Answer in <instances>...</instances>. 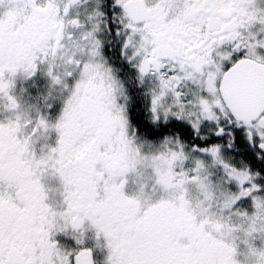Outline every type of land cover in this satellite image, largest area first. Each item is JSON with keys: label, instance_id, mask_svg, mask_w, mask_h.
<instances>
[{"label": "snow or ice", "instance_id": "6c2138e0", "mask_svg": "<svg viewBox=\"0 0 264 264\" xmlns=\"http://www.w3.org/2000/svg\"><path fill=\"white\" fill-rule=\"evenodd\" d=\"M18 3L0 0V178L10 157L31 156L18 177L31 199L6 209L0 180V264H96L89 229L103 264H264L258 0H26L32 21L13 35ZM43 63L68 89L55 122L9 92ZM37 136L52 146L40 165Z\"/></svg>", "mask_w": 264, "mask_h": 264}, {"label": "flooded vegetation", "instance_id": "af4514ba", "mask_svg": "<svg viewBox=\"0 0 264 264\" xmlns=\"http://www.w3.org/2000/svg\"><path fill=\"white\" fill-rule=\"evenodd\" d=\"M260 7L264 8V0H258ZM86 7L85 3H79L69 9L68 15H75L78 11L83 12ZM33 13L26 7V0H19L16 8L12 12V21L14 22L13 35L23 34L24 30L30 25L32 21ZM5 24L8 27L12 25L9 23L7 16L5 17ZM259 27V25H257ZM58 69L53 68L55 73ZM75 76V74H73ZM13 83L9 89L10 94L14 95L21 105L30 106V114L35 117L37 114L45 116L51 122L59 117L62 112L65 99L68 95V89L63 87L62 83H58L53 80L52 76L48 73L47 63L38 64L36 70L31 75H26L23 72H17L12 78ZM74 83L73 77L67 78V84L69 87ZM4 114H0V118ZM55 130H51L48 135L47 143L54 144L56 139ZM43 139L37 142V148L44 143ZM30 161L24 157L21 158L20 154L10 157L5 162L6 174L0 178L3 182V190L5 193L4 206L6 209L15 211H22L19 202L31 199V192L29 186L26 183L18 182V177L28 171ZM219 174V173H217ZM228 188L232 191L236 190L235 183H230ZM42 206L47 210L52 208L56 210V204L52 203L49 199L48 202L43 203ZM251 212L250 201L241 205ZM236 218H234L235 220ZM69 232L71 229L68 230ZM92 229L87 231V237L84 240V247L92 249V256L96 264H103L105 257L103 251L107 252L106 248H97L94 246V241L90 237L93 235ZM61 244H74V239L71 235L65 233H57L54 237ZM254 244L259 248L261 246V239L257 238ZM180 247H188L187 243L177 241Z\"/></svg>", "mask_w": 264, "mask_h": 264}, {"label": "clouds", "instance_id": "9594fccd", "mask_svg": "<svg viewBox=\"0 0 264 264\" xmlns=\"http://www.w3.org/2000/svg\"><path fill=\"white\" fill-rule=\"evenodd\" d=\"M24 135H25V130L22 129L21 136L23 137ZM38 141H39V136L33 137V144H36ZM51 151H52L51 145L40 144L39 152L37 153V159L35 161V165H40L42 162H46V158H51ZM26 158L30 162H32L31 156H26ZM35 165L33 167V171H38L39 176L45 180L46 186L49 187L50 191L52 192V195L49 197V199L52 201V203L57 204L59 201L56 199V196H55V187L47 183L50 174L47 173L46 170L42 166L37 168ZM192 195H193V198H195V193H192ZM233 235L234 234H228L229 239H231Z\"/></svg>", "mask_w": 264, "mask_h": 264}, {"label": "rangeland", "instance_id": "374dc122", "mask_svg": "<svg viewBox=\"0 0 264 264\" xmlns=\"http://www.w3.org/2000/svg\"><path fill=\"white\" fill-rule=\"evenodd\" d=\"M110 148H111V144L108 145V148L106 149V151H107L108 149H110ZM101 155H103V153H101ZM134 190H135V188H134L133 185H127V186L125 187V191H126V193H128V194H132V192H133ZM103 255H104V257H106L107 252L103 251Z\"/></svg>", "mask_w": 264, "mask_h": 264}]
</instances>
